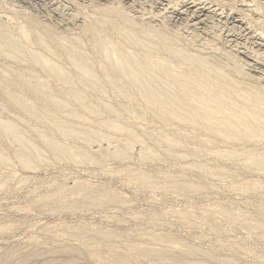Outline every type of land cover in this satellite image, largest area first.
Masks as SVG:
<instances>
[{"label":"rangeland","instance_id":"obj_1","mask_svg":"<svg viewBox=\"0 0 264 264\" xmlns=\"http://www.w3.org/2000/svg\"><path fill=\"white\" fill-rule=\"evenodd\" d=\"M116 1L0 0V264H264V126L184 120L226 85L263 120L264 0Z\"/></svg>","mask_w":264,"mask_h":264},{"label":"bare ground","instance_id":"obj_2","mask_svg":"<svg viewBox=\"0 0 264 264\" xmlns=\"http://www.w3.org/2000/svg\"><path fill=\"white\" fill-rule=\"evenodd\" d=\"M16 1V0H15ZM116 1V0H115ZM124 1V0H123ZM125 1H131V0H125ZM138 1V0H137ZM195 1V0H194ZM11 2V1H10ZM38 2H39V0H38ZM37 2V3H38ZM76 2V1H75ZM42 3V2H41ZM107 3V2H106ZM111 3V2H110ZM116 3H117V1H116ZM120 3V2H119ZM16 4V3H15ZM14 4V5H15ZM52 4V3H51ZM90 4V3H89ZM96 4V3H95ZM195 4V3H194ZM197 4V3H196ZM195 4V6H194V10H193V14H194V16L192 17L191 16V18H196V19H199L200 17H203V16H206L204 13H205V10L207 9H205V7H202V6H198V5H196ZM97 5V4H96ZM103 5V4H102ZM101 5V6H102ZM112 5H113V3H112ZM245 5V4H244ZM48 6V5H47ZM109 6V5H108ZM190 6H192V5H190ZM189 6V7H190ZM16 7V6H15ZM14 7V8H15ZM18 7V6H17ZM20 7V6H19ZM93 7V6H92ZM119 7V6H118ZM133 7V6H132ZM181 7V6H180ZM106 8V7H105ZM167 8V7H166ZM170 8H172V7H170ZM210 8V7H209ZM54 9V8H53ZM70 9V8H69ZM96 9V8H95ZM101 9V8H100ZM107 9V8H106ZM119 9L120 8H118L116 11H115V13L118 15V17L119 18H126L124 15H123V13H122V10H123V8H121L122 10L121 11H119ZM168 9V8H167ZM167 9H164V11L165 10H167ZM59 10V9H58ZM86 10V9H85ZM88 10V9H87ZM97 10V9H96ZM216 10V9H215ZM62 11V10H61ZM95 11V10H94ZM104 11V10H103ZM102 11V12H103ZM113 11V10H112ZM123 11H125V10H123ZM162 11H163V9H162ZM176 11V10H175ZM175 11H172V12H175ZM183 11V10H182ZM187 11V10H186ZM188 11H190V10H188ZM192 11V10H191ZM207 11V10H206ZM99 12V11H98ZM106 12H108L107 10L105 11V13ZM139 12V11H138ZM165 12H167V11H165ZM100 13V12H99ZM111 13V12H110ZM114 13V12H113ZM146 13V12H145ZM181 13V12H180ZM183 13V12H182ZM192 13H191V15H192ZM67 14V13H66ZM109 14V13H108ZM183 14H185V13H183ZM212 14V13H211ZM226 14V13H225ZM60 15V14H59ZM110 15H113V16H116V15H114V14H110ZM126 15V14H125ZM101 16H102V14H101ZM106 16V15H105ZM128 16V15H127ZM140 16V15H139ZM228 16V15H227ZM59 17V16H58ZM110 17V16H109ZM143 17V16H142ZM229 17V16H228ZM64 18V17H63ZM72 18V17H71ZM130 19H129V21L126 19V21H128L129 23L128 24H130V22H131V17H129ZM144 18V17H143ZM65 19V18H64ZM105 19H107V18H105ZM104 18H103V20H105ZM111 19H114V18H112L111 17ZM145 19V18H144ZM118 21H119V19H117ZM123 20V19H122ZM125 20V19H124ZM132 20H135V19H132ZM191 20H193V19H191ZM190 20V21H191ZM125 21V22H126ZM201 21V18H200V20H199V22ZM222 21V20H221ZM244 21V20H243ZM132 22H134V21H132ZM131 22V23H132ZM139 22V21H138ZM197 22V21H196ZM238 22V24H241V22L240 21H237ZM32 23V22H31ZM71 23V22H70ZM108 23H110V29L114 32V33H120V30H121V28H119L120 26L115 22V21H113V20H110V22H108ZM137 23V22H136ZM145 23V22H144ZM193 23V22H192ZM36 24V23H35ZM55 24V23H54ZM62 24V23H61ZM139 24V23H138ZM126 25V24H125ZM135 25V24H134ZM140 25V24H139ZM207 25V24H206ZM130 26H133V24L132 25H130ZM141 26H143V25H141ZM144 26H146V25H144ZM107 27H109V26H107ZM123 27V26H122ZM134 27H137L136 25L134 26ZM139 27V26H138ZM195 27V26H194ZM199 27V26H198ZM224 27V26H223ZM146 28V27H145ZM148 28H150V27H148ZM147 28V29H148ZM239 28V27H238ZM32 29H34V31H35V28H32ZM107 29V28H106ZM211 29V28H210ZM233 29V28H232ZM243 29H244V31H247V30H245V29H247V28H245V27H243ZM129 30V29H128ZM225 30V29H224ZM241 30V29H240ZM252 30V29H251ZM106 31V30H105ZM122 31H124V30H122ZM138 31V30H137ZM151 31V30H150ZM229 31V30H228ZM243 31V32H244ZM91 32H92V30H91ZM107 32V31H106ZM125 32H128V31H125ZM130 32H132L131 30H130ZM141 32V31H140ZM139 32V33H140ZM237 32V31H236ZM254 32V31H253ZM112 33V32H111ZM142 33V32H141ZM37 34V33H36ZM98 34H99V36L101 35V33H99L98 32ZM123 33H121V34H118V36L120 35H122ZM146 34V33H145ZM147 34H148V32H147ZM246 34V33H245ZM91 36H95L94 37V39L95 38H98V37H96V33L95 32H93V35H92V33L90 34ZM110 35H113V34H110ZM126 35H128V34H126ZM130 35H132V34H130ZM151 35V34H150ZM156 35V34H155ZM239 35V34H238ZM262 35V34H261ZM261 35H260V37H261ZM106 36V35H105ZM123 36V35H122ZM125 36V35H124ZM129 36V35H128ZM145 36V35H144ZM148 36V35H147ZM228 36V35H227ZM152 37V36H151ZM156 37H158V36H156ZM254 37V36H253ZM100 38H102V37H100ZM105 38H107V37H105ZM109 38V37H108ZM125 38L127 39V37L125 36ZM239 38V37H238ZM263 38V37H262ZM4 40H5V38H3ZM7 39V38H6ZM93 39V40H94ZM110 39V38H109ZM131 39V38H130ZM243 39V38H242ZM245 39V38H244ZM253 39V38H252ZM257 39V38H256ZM1 40V39H0ZM96 40H98V39H95V41ZM127 40H129V39H127ZM230 40V39H229ZM2 41V40H1ZM0 41V42H1ZM6 41V40H5ZM106 41H107V39H106ZM4 42V41H3ZM2 42V43H3ZM99 41H97V43H98ZM108 42V41H107ZM110 42V41H109ZM230 42V41H229ZM1 43V44H2ZM5 43V42H4ZM8 43V42H7ZM9 43H10V41H9ZM96 43V42H95ZM226 43V42H225ZM241 43V42H240ZM94 44V43H93ZM109 44V43H108ZM242 44H245V43H242ZM253 44V43H252ZM4 45V44H3ZM8 45V44H7ZM115 45V44H114ZM117 45H119V44H117ZM257 45V44H256ZM11 46V45H10ZM105 46V45H104ZM261 46V45H260ZM4 47V46H3ZM106 47H107V45H106ZM113 47H115V46H113ZM117 48L118 47H116V51H117ZM231 48V47H230ZM241 48V47H240ZM245 48H246V46H245ZM122 48H120V50H121ZM236 49V48H235ZM118 51H119V49H118ZM249 51V50H248ZM119 52H123V51H119ZM238 52V51H237ZM243 52V51H242ZM254 52V51H253ZM260 52V51H259ZM244 53V52H243ZM242 53V54H243ZM74 54H77V53H74ZM255 54V53H254ZM7 55V54H6ZM72 55V54H71ZM177 55V54H176ZM4 56H5V54H4ZM75 56H77V55H75ZM79 56H80V54H79ZM125 56V55H124ZM244 56L247 58V59H249V60H251V61H254V58L249 54L248 56H247V53H246V55L244 54ZM260 56V55H259ZM72 58L74 57L73 55L71 56ZM177 57V56H176ZM7 58V57H6ZM74 58H76V57H74ZM73 58V59H74ZM80 58V57H79ZM126 58V57H125ZM258 58V57H257ZM260 58V57H259ZM72 59V60H73ZM81 59V58H80ZM258 60V59H257ZM256 61V60H255ZM257 62V61H256ZM128 63H131V62H128ZM248 64H249V66H250V63L248 62ZM256 65V64H255ZM165 66V65H164ZM252 67V66H251ZM194 68V67H193ZM104 69V68H103ZM165 69H166V67H165ZM168 70H171V66H169L168 68H167ZM187 70V69H186ZM249 70V69H248ZM10 71V70H9ZM105 71V70H104ZM250 71H253V70H250ZM169 72V71H168ZM191 71H189V73H190ZM256 72V71H255ZM106 73V72H105ZM193 73V72H192ZM262 73V72H261ZM170 74H171V71H170ZM191 74V73H190ZM258 74V73H257ZM9 75H12V74H9ZM15 75H16V73H15ZM203 75V74H202ZM205 75V74H204ZM14 76V75H13ZM202 77V76H201ZM209 77V76H208ZM7 78V77H6ZM204 79H207V81H209L208 83L210 84V80H209V78H205V77H203ZM11 79V78H10ZM201 80H202V78H201ZM207 81L205 82V83H207ZM213 81V80H212ZM211 81V82H212ZM219 81H221L220 80V78H219ZM224 81V80H223ZM226 81V80H225ZM8 82V81H7ZM9 82H11V81H9ZM229 81H227V83H228ZM204 83V84H205ZM216 83H217V86H216ZM219 82H212L211 83V85H212V87L211 88H214V87H217V90H220L221 89V93L220 94H218V97L217 98H215V102H214V104L212 105V104H210L209 103V101H208V96L209 95H211L212 94V90L213 89H208V90H206V91H204V92H202V90H201V92H202V94L203 95H201L200 97H201V99H200V101H199V103H200V105L198 106V108L197 109H195L193 112H192V114L191 115H189L190 114V112H189V114H188V116H187V118L185 117V119L184 120H186V121H189V122H191V119L194 117V116H196V117H203L205 120H207L208 122H206L205 124V129H207V131L209 130L210 132H213L214 133V135H216V134H218V136L220 135L219 133H221V134H223V135H226V134H224V133H222L221 131L222 130H224L225 128H229L230 129V127H232V131H231V135H233V137L232 138H237V136L239 135V131L241 130V131H243L242 133H241V137H243V136H245V138H249V139H253V138H255V137H257V134H258V132H260L259 131V129H261L263 126H264V118H263V120L261 119V117L258 119L259 121H256L257 119H255V116H257V115H261L262 114V112L259 110V109H261L260 107H259V109L258 108H255L254 106H253V104L252 103H249V102H251L252 100H250V94H245V92H239V91H237V93H234V95H235V97H233V94H232V90L230 89L231 87H229V85L227 86L226 84H224V85H226L225 87H221L220 89H218L219 87H218V84ZM222 83V82H221ZM208 84V85H209ZM223 84V83H222ZM230 84V83H229ZM206 85V84H205ZM208 85H206V86H208ZM210 85V86H211ZM234 85V84H233ZM233 85H231V86H233ZM221 86H223V85H221ZM8 88H10V87H8ZM210 88V87H209ZM203 89V88H202ZM216 89V88H215ZM234 91V90H233ZM8 92V91H7ZM213 92H215V91H213ZM9 93V92H8ZM75 93H77V92H75ZM217 93H219V92H217ZM11 94H12V92H11ZM10 94V95H11ZM14 94V93H13ZM146 95H148V94H146ZM248 95H250V96H248ZM9 96V95H8ZM7 96V97H8ZM37 96V95H36ZM39 96V95H38ZM37 96V97H38ZM144 96V98L146 97L147 98V96H145V95H143ZM149 97L151 96V95H148ZM249 98H248V97ZM13 97H15V96H13ZM199 97V98H200ZM252 97V96H251ZM9 99H10V97H8ZM257 98V97H256ZM15 99H17V98H15ZM14 99V100H15ZM74 99V98H73ZM251 99H253V98H251ZM18 100V99H17ZM20 100L21 99H19L18 100V102H20ZM248 100H250L248 103H247V101ZM253 100H255V98L253 99ZM23 101V100H22ZM186 101V100H185ZM258 102H260V100H257ZM16 102V101H15ZM76 102V101H75ZM10 103H12L11 101H10ZM23 103H25V102H23ZM240 103H242V104H240ZM260 103H262V102H260ZM20 104V103H19ZM252 104V105H251ZM13 105H14V101H13ZM17 105H18V103H17ZM22 105V104H21ZM24 106V105H23ZM22 106V107H23ZM26 106V105H25ZM256 106L258 107V105L256 104ZM30 107V106H29ZM26 108H28V107H26ZM32 108V107H31ZM239 109V112H237V113H235L234 112V109ZM24 109V108H23ZM22 109V110H23ZM158 109V108H157ZM168 109V108H167ZM201 109H202V111H201ZM235 109V110H236ZM262 109H264V108H262ZM28 110V109H27ZM27 110H26V112H27ZM156 110V109H155ZM159 110V109H158ZM163 110V109H162ZM166 111H169V109L168 110H166ZM190 111V110H189ZM153 112H154V110H153ZM156 112V111H155ZM159 112H160V110H159ZM164 112H165V110H163V114H164ZM264 112V111H263ZM28 113V112H27ZM156 115V114H155ZM162 115V114H161ZM197 115H201V116H197ZM165 116H167V115H165ZM161 117V116H160ZM163 117V116H162ZM183 117V118H184ZM195 117V119H197ZM159 118V117H158ZM180 118V117H179ZM182 118V117H181ZM161 119V118H160ZM163 119V118H162ZM195 119H193V120H195ZM202 119V118H201ZM255 120V123H253V124H251V125H248L247 124V122H248V120ZM178 120V119H177ZM182 120V119H181ZM192 120V121H193ZM178 121H180V119L178 120ZM183 121V120H182ZM181 122V121H180ZM228 125H231V126H229L228 127ZM240 129V130H239ZM1 130V129H0ZM231 130V129H230ZM236 130H238L237 131V133L235 132ZM224 132V131H223ZM209 134H211V133H209ZM260 134V133H259ZM213 135V136H214ZM237 135V136H236ZM243 135V136H242ZM261 135V134H260ZM212 136V137H213ZM229 137H230V135H229ZM239 137V136H238ZM239 139V138H238ZM242 139V138H241ZM168 141V140H167ZM168 143H170V142H168ZM59 147V146H58ZM58 150V149H57ZM70 155V154H69ZM25 161H26V163H27V161L28 160H26V159H24ZM24 160H22L23 162H25ZM257 162H259V161H257ZM262 163V162H261ZM24 164V163H23ZM28 164V163H27ZM256 164H258V163H256ZM25 165V164H24ZM26 166V165H25ZM134 178V177H133ZM184 187V186H183ZM93 189V188H92ZM191 190V189H190ZM82 192V191H81ZM100 193V192H99ZM64 194V193H63ZM96 194H97V192H96ZM105 194V193H104ZM86 195H88V196H90V198H92V199H95V201L96 200H100V199H98V195L96 196L95 195V192L93 191V190H87V194ZM109 196H111V195H108V197ZM108 197H106V198H108ZM89 198V197H88ZM110 198V197H109ZM79 200V199H78ZM230 215V214H229ZM227 216V215H226ZM262 230H263V228H262ZM106 236H108L107 234H106ZM140 246V245H139ZM140 250V249H139ZM63 251V250H62ZM68 250H66V252H67ZM96 251H98V250H96ZM64 252V251H63ZM72 252V251H71ZM71 252H69L68 251V254L66 255L67 257H68V255L69 256H73V253L72 254H69V253H71ZM91 252V251H90ZM99 252V251H98ZM62 253V252H61ZM95 254V253H94ZM63 254H61V256H62ZM27 258H29V259H31L32 261H41L43 264H48L49 263V261H51V260H49L48 258H47V256L45 257V256H36L35 255V253H33L32 255L31 254H29V256L28 255H25ZM49 256H52L53 257V255H49ZM64 256H65V253H64ZM74 257V256H73ZM73 257H71V258H68L67 260L68 261H66V262H62V263H59V264H76V262H75V259L73 258ZM50 258V257H49ZM66 258V257H65ZM91 258V257H90ZM93 258V257H92ZM50 259H52V258H50ZM55 260V259H54ZM99 261V260H98ZM97 261V262H98ZM36 263V262H35ZM3 264V263H2Z\"/></svg>","mask_w":264,"mask_h":264}]
</instances>
